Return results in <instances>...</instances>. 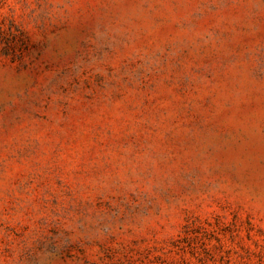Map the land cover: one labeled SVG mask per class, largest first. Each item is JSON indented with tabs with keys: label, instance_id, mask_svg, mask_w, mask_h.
<instances>
[{
	"label": "rangeland",
	"instance_id": "rangeland-1",
	"mask_svg": "<svg viewBox=\"0 0 264 264\" xmlns=\"http://www.w3.org/2000/svg\"><path fill=\"white\" fill-rule=\"evenodd\" d=\"M0 264H264V0H0Z\"/></svg>",
	"mask_w": 264,
	"mask_h": 264
}]
</instances>
